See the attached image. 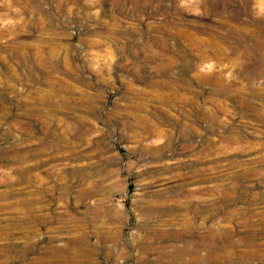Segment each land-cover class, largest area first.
<instances>
[{"label":"rangeland","instance_id":"1","mask_svg":"<svg viewBox=\"0 0 264 264\" xmlns=\"http://www.w3.org/2000/svg\"><path fill=\"white\" fill-rule=\"evenodd\" d=\"M0 264H264V0H0Z\"/></svg>","mask_w":264,"mask_h":264},{"label":"bare ground","instance_id":"2","mask_svg":"<svg viewBox=\"0 0 264 264\" xmlns=\"http://www.w3.org/2000/svg\"><path fill=\"white\" fill-rule=\"evenodd\" d=\"M196 258H198V257H196ZM200 259H201V257H200ZM203 259V258H202ZM201 261V260H200Z\"/></svg>","mask_w":264,"mask_h":264}]
</instances>
